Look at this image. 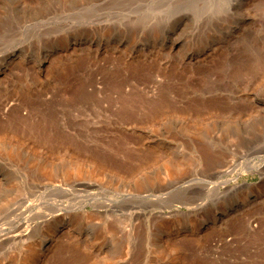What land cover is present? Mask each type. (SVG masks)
<instances>
[{
	"label": "rangeland",
	"instance_id": "374dc122",
	"mask_svg": "<svg viewBox=\"0 0 264 264\" xmlns=\"http://www.w3.org/2000/svg\"><path fill=\"white\" fill-rule=\"evenodd\" d=\"M263 109L264 0H0V264H264Z\"/></svg>",
	"mask_w": 264,
	"mask_h": 264
},
{
	"label": "bare ground",
	"instance_id": "6f19581e",
	"mask_svg": "<svg viewBox=\"0 0 264 264\" xmlns=\"http://www.w3.org/2000/svg\"><path fill=\"white\" fill-rule=\"evenodd\" d=\"M128 1V0H127ZM233 1V0H232ZM229 2V0H228V4H230L231 6H233L234 8H238L239 6H241L242 5V2L243 1H245V0H235V1H233V2ZM262 2V1H261ZM124 3H126V2H124ZM105 6H107V5H105ZM129 6V5H128ZM228 7H230V6H228ZM227 7V10L229 9ZM231 8V7H230ZM194 9V8H193ZM231 9H233V8H231ZM235 10V9H234ZM229 11V10H228ZM143 15V14H142ZM142 15L141 16H134V17H137V18H139V17H142ZM107 16V15H106ZM133 17V16H132ZM134 17H133V19H134ZM155 17V16H154ZM89 18V17H88ZM101 18V17H100ZM99 18V19H100ZM108 18V17H107ZM148 18V17H147ZM41 19V18H40ZM43 19V18H42ZM104 19V18H103ZM116 19V18H115ZM131 19V18H130ZM144 19V18H143ZM148 19H150V18H148ZM134 20H136V18L134 19ZM138 20V19H137ZM146 20V19H145ZM87 21V20H86ZM90 22V21H89ZM104 22H106V21H104ZM85 23V22H84ZM119 23V22H118ZM121 23V22H120ZM136 23V22H135ZM142 23H144V22H142ZM147 23V22H146ZM140 24V23H139ZM139 24H137L138 26H139ZM145 24V23H144ZM77 25V24H76ZM112 25L114 26V23H112V24H106V26L108 27V28H110V27H112ZM134 25V24H133ZM150 25V24H149ZM72 26V25H71ZM101 26V25H100ZM110 26V27H109ZM136 26V25H135ZM134 26V27H135ZM237 26V25H236ZM133 27V28H134ZM147 27V26H146ZM145 27V28H146ZM152 27V26H151ZM107 28V29H108ZM139 28V27H138ZM113 29V28H112ZM130 29V28H129ZM149 29V28H148ZM131 30V29H130ZM142 31H143V29H141ZM140 30V31H141ZM142 31H141V33H142ZM79 34H82V33H79ZM129 34H131V33H129ZM135 34V33H134ZM144 35V34H143ZM82 36V35H81ZM79 37V36H78ZM130 37V36H129ZM212 37V36H211ZM72 39V38H71ZM77 39V38H76ZM79 39H81V38H79ZM83 40L85 39V38H82ZM88 40V39H87ZM110 40V39H109ZM130 40V39H129ZM178 40V39H177ZM176 39L174 40V39H172V41H167L166 43H164L163 44V46L162 47H164L165 49L167 48H169V52H171V51H173L174 49H176L177 47H178V45H179V41H177ZM105 42H106V40H105ZM208 42V41H207ZM86 43H88V41H86ZM86 43L85 42H79V41H75V44L74 45H77L78 47L79 46H82V48L84 47H86L87 45H86ZM140 43V42H139ZM103 44V43H102ZM102 44H100V43H98V49H97V51H96V53L98 52V50H99V48H101L102 46H104V45H102ZM126 44V43H125ZM209 44V43H208ZM96 45V44H95ZM100 45V46H99ZM211 45V44H210ZM125 46V45H124ZM128 46H130V45H128ZM76 47V46H75ZM91 47V46H90ZM114 47V46H113ZM211 47V46H210ZM87 50H89L90 48H89V45L87 46V48H86ZM209 48H208V46H207V43H206V45H204L201 49H200V52H204L205 50H208ZM75 50V49H74ZM83 51H84V49H83ZM100 51V50H99ZM151 51V50H150ZM76 52V51H75ZM89 52V51H88ZM122 52V51H121ZM196 52V51H195ZM199 52V53H200ZM198 54V53H197ZM125 55V54H124ZM127 56V55H126ZM165 56H167V55H165ZM168 56H169V54H168ZM167 56V57H168ZM190 56H192V55H190ZM9 57V56H8ZM67 58V57H66ZM194 58H196V57H194ZM258 58V57H257ZM256 58V59H257ZM71 59V58H70ZM72 59H74V58H72ZM191 59H192V57H191ZM255 60V59H254ZM168 61V60H167ZM260 60H258V62H259ZM4 64V63H3ZM146 64V63H145ZM8 65V64H7ZM152 66V65H151ZM248 66V65H247ZM4 67V66H3ZM76 66H74V68H75ZM84 67V66H83ZM158 68V67H157ZM253 68V67H252ZM141 69V68H140ZM159 69V68H158ZM157 69V70H158ZM132 70V69H131ZM244 70V69H243ZM77 71V70H76ZM135 71H137V70H135ZM146 71V70H145ZM145 71H143V72H145ZM241 71V70H240ZM141 72V71H140ZM239 72V71H238ZM131 73V72H130ZM136 73V72H135ZM146 73V72H145ZM237 73V72H236ZM142 74V73H141ZM150 74V75H149ZM168 74V73H167ZM234 74H235V72H234ZM138 75H140L139 73H138ZM146 75V79H148V78H150V77H152L151 76V73H148L147 72V74H145ZM135 76V75H134ZM168 76V75H167ZM143 77H145V76H143ZM111 78V77H110ZM138 78V77H137ZM142 78V77H141ZM140 78V79H141ZM116 79V78H115ZM123 80H124V78H122ZM121 79V80H122ZM112 80V79H111ZM111 80H109V81H111ZM114 81V80H113ZM117 82V81H116ZM123 82H125V81H123ZM118 83V82H117ZM113 84V83H112ZM77 85V84H76ZM117 85V84H116ZM78 86V85H77ZM80 86V85H79ZM82 87V86H81ZM115 87V86H114ZM79 88V87H78ZM117 88L119 89V88H121V83L120 84H118L117 85ZM75 89V88H74ZM114 89H116V88H114ZM121 90V89H120ZM117 91V90H116ZM76 92V91H75ZM118 93V96H119V93H121V91L120 92H117ZM134 93V92H133ZM122 94V93H121ZM71 95H73V94H71ZM81 95V94H80ZM123 95V94H122ZM122 95H120L121 97H122ZM77 95H75V97H76ZM120 96L118 97V98H120ZM140 96V95H139ZM71 97H74V96H71ZM124 97H122V99H123ZM127 98H128V96H127ZM121 99V100H122ZM137 99V98H136ZM138 100V99H137ZM170 100H172V98L169 96V95H166L165 96V98H164V100H163V102L160 104V102H159V105H158V107H156V110H155V108L153 109V107H152V109L154 110L153 112H148V113H150L149 115L152 117V118H158V116H160V115H162V114H165V113H168V112H174L175 111V113H176V111H177V109H175V108H177L175 105H173V104H171V102H170ZM131 101H134V99L133 100H131ZM130 101V102H131ZM142 102H144V101H142ZM197 102V101H196ZM201 102V101H200ZM145 103V102H144ZM143 103V104H144ZM199 103V102H198ZM122 104V103H121ZM125 104H127V103H125ZM132 104V103H131ZM135 104V103H134ZM143 104L141 105V106H143ZM124 105V104H123ZM191 105V104H190ZM200 105V104H199ZM221 105V104H220ZM128 106H129V104H128ZM127 106V109L130 107H128ZM133 106V105H132ZM151 106V105H150ZM154 106H155V104H154ZM196 106V105H195ZM209 106V105H208ZM226 106V105H225ZM224 106V107H225ZM133 107H135V106H133ZM137 107V106H136ZM139 108H140V106H138ZM144 107V106H143ZM259 107V106H258ZM122 108V107H121ZM131 108V107H130ZM129 108V109H130ZM188 108V107H187ZM231 108V107H230ZM129 109H128V111H129ZM133 109V112L132 113H137V112H139V111H141V110H137V112L134 110V108H132ZM146 109V108H145ZM185 108H184V106H183V109H179L180 110V112H184V111H187L188 112V110H184ZM193 109H195V108H192V110ZM213 109H216V110H218V109H226V108H221V107H219V106H216V108L215 107H213ZM261 109V108H260ZM148 110H151V108H149ZM190 110V109H189ZM230 110V109H229ZM264 110V109H263ZM120 111H121V109H120ZM126 111V110H125ZM202 111V110H201ZM220 111V110H219ZM261 111H262V109H261ZM259 109H257V111L256 112H261ZM123 112V111H122ZM130 112V111H129ZM128 112V113H129ZM142 112V111H141ZM187 112H184V113H187ZM194 112V111H193ZM223 112V111H222ZM131 113V114H132ZM146 113V112H145ZM211 113V112H210ZM212 113H213V111H212ZM209 114V113H208ZM217 114V113H216ZM130 115V114H129ZM129 115H128V117H129ZM138 115H139V113H138ZM146 115V114H145ZM200 115V114H199ZM126 116V115H125ZM137 117V114H135V115H131L130 116V118L129 119H131L132 117ZM140 116V115H139ZM138 116V117H139ZM141 116H142V114H141ZM148 116V115H147ZM147 116H145V118L147 117ZM133 117V118H134ZM135 117V118H136ZM148 118V117H147ZM125 119H126V117H125ZM151 119V118H150ZM199 119V118H198ZM192 120V119H191ZM193 120H194V118H193ZM205 146V145H204ZM75 147L73 146V149H74ZM201 150V149H200ZM201 151H203V156L205 157L204 159H206L207 160V164H208V166H210V165H216V166H218V167H229V164L231 163L230 161V163L228 162V160L226 161V160H224V162H222L221 161V163H219V161H218V159H216V157L213 155V153H211V151L208 149V146H206V147H202V150ZM213 152V151H212ZM215 153V152H214ZM200 154V153H199ZM217 154V153H216ZM218 155V154H217ZM201 156H202V154H201ZM220 156V155H219ZM218 158V157H217ZM204 159H203V161H204ZM226 159V158H225ZM223 160V159H222ZM218 161V162H217ZM205 162V161H204ZM170 164H171V162H170ZM172 164H174V163H172ZM179 165V163L177 164L176 163V166H178ZM174 167H175V165H174ZM179 167V166H178ZM177 168V167H176ZM179 168H177V169H175L174 168V170H178ZM221 173H225V171H222ZM236 178V177H235ZM227 182V181H226ZM249 193V192H248ZM247 193V194H248ZM145 196V195H144ZM264 196V195H263ZM254 200H255V197L253 198ZM227 200V199H226ZM242 200H243V198H242ZM235 201V200H234ZM241 201V200H240ZM240 201H238V202H240ZM230 202V201H229ZM226 204V203H225ZM248 204V203H247ZM250 204V203H249ZM236 206V204L234 203V204H232V202H231V204H229V206L226 208L227 210V212H229V211H234V209L235 208H237V207H235ZM233 211H232V213H233ZM230 213V212H229ZM220 215H224V213H222V214H220ZM51 238H52V236H50L49 235V237L48 238H46L45 240H43V238L42 239H40V240H38V242H37V247H39L40 248V250H42V251H44L45 249H46V247H47V243L48 242H50V240H51ZM22 243V242H21ZM38 248V249H39ZM75 248V247H74ZM74 248H73V251L72 252H70L71 254H70V257L69 258H67V259H63L62 257H64V256H62V257H60L61 259H60V263L62 262V263H64V264H90L92 261H91V259L93 258H91L90 257V253L87 255V253L85 254V253H82V251H80L79 249H75L74 250ZM87 251V250H86ZM89 251V250H88ZM87 251V252H88ZM60 252V251H59ZM85 252V251H84ZM96 254V253H95ZM92 255V254H91ZM59 256V255H58ZM94 256V255H93ZM97 257V256H96ZM95 257V258H96ZM104 257V256H103ZM91 258V259H90ZM100 260V259H99ZM103 259L101 258V260L100 261H102ZM94 261V260H93ZM58 262V263H59ZM95 262V261H94ZM103 262H104V260H103ZM96 263H99V262H95V264ZM92 264V263H91ZM94 264V263H93Z\"/></svg>",
	"mask_w": 264,
	"mask_h": 264
}]
</instances>
